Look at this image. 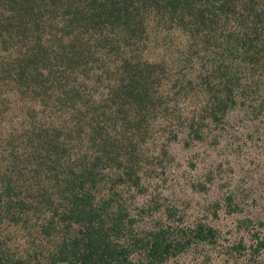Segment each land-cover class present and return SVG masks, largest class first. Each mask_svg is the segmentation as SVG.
Segmentation results:
<instances>
[{
	"label": "rangeland",
	"instance_id": "1",
	"mask_svg": "<svg viewBox=\"0 0 264 264\" xmlns=\"http://www.w3.org/2000/svg\"><path fill=\"white\" fill-rule=\"evenodd\" d=\"M253 1L264 4V0ZM249 3L183 0L181 4L176 0L173 8L163 9L162 1L159 7L146 8L136 42L126 46L132 45L137 56L134 61L140 66L145 61L156 64L134 79L129 73L137 66H126L130 71L125 72L119 58L118 63L106 68L104 64L115 56L110 54L109 44L95 36L105 33H96L75 43L91 45L78 46L82 50L79 60H84L87 71L69 67L68 63L77 58H54V74L44 68L43 82L37 84L38 73L31 72V82L36 85L23 93L18 75L3 73L6 63L2 62L28 60L25 49L32 42L21 38L24 34L20 33L17 41L12 40L16 45L11 54L0 47V158L5 159L0 176L7 170L6 160H16L18 167L26 164V174L32 155L48 158L55 155V149L60 150L61 163L71 157L77 172L84 162L100 171L98 184L91 186L95 200L109 202L111 210L127 209L126 239L130 234L144 238V243L154 235L176 239L178 254L157 264H263L264 247L255 252L252 244L264 238V5H257L262 12L259 18L246 19L243 13L247 14ZM222 4L226 6L220 7ZM5 10L11 15V7ZM56 31L59 39L62 30ZM237 39L235 44L241 48L232 57L233 63L224 60V44ZM56 43L63 44L60 40ZM86 51L92 53L90 57ZM130 81L148 96L138 100L130 96L136 92L128 86ZM244 86L251 100L242 104L240 90ZM229 87L234 90L236 103L225 107ZM37 89L39 95L35 96ZM254 90L260 91L257 94L261 98L250 93ZM39 123L49 127L48 132L43 130L49 134L44 138L37 135L38 128L31 130ZM64 123L62 132L54 130ZM95 130L100 131L101 139L94 136ZM91 137L97 139L92 141ZM45 139L50 140L46 147L39 143ZM106 139L114 141L113 151L118 152L111 155L117 157L114 161L111 153L106 156L112 151L111 143L105 151L101 148ZM38 144L42 149H37ZM14 162L7 174L18 168L13 167ZM32 169L24 182L29 188L19 183L28 192L31 185L37 187L35 178L40 175L35 165ZM59 173L67 174L68 167L60 166ZM53 190L55 199L48 203L42 198L41 203L32 204L30 194L26 196L32 208L23 216L30 218L29 226L34 224L31 228L23 227L24 219H12V210L3 211L0 240L7 243L1 251L13 258L26 259L31 254L35 264L52 263L49 251L61 246L66 232V223H62L56 232L52 227L49 234L44 233L55 209H62L66 202L56 193L57 186ZM41 224H45L43 229ZM199 224L212 226L216 235L191 241L192 230ZM72 232H79L78 225ZM36 240L43 251L39 258L34 253ZM239 243L245 248H238ZM145 252L135 251L132 256L136 261L145 259Z\"/></svg>",
	"mask_w": 264,
	"mask_h": 264
},
{
	"label": "trees",
	"instance_id": "2",
	"mask_svg": "<svg viewBox=\"0 0 264 264\" xmlns=\"http://www.w3.org/2000/svg\"><path fill=\"white\" fill-rule=\"evenodd\" d=\"M160 1H162V8L168 9L173 8L176 0H0V41L6 43L0 44L2 50L11 54L16 45L12 44V40L14 39L17 41L16 39H19L20 33L24 34L21 35V38L26 40L30 38L32 42V44H27V47L25 44V51L29 54L27 56L28 60L24 58L17 59L16 61L13 59L10 61L2 59V62L6 63L3 66V73L18 75L16 79L22 83L23 88L21 91L24 93V91H32L36 85L31 82V77H33L31 72L38 73L35 77L37 84L39 80L40 83L43 82L42 76L44 68L48 69V74H54V58H56V61H68L77 58L68 63L69 67H73V71L78 67L82 68V71H87L86 68L83 67V64H85V62H83L84 60L81 62L79 60L82 55V50L78 48V46L91 47V45L85 44L87 43L85 41L84 44L80 43V45L75 43L83 41L85 36L88 38L96 33H105L104 35L95 36L100 41H104L105 44H109L110 47L108 50L115 58L114 60L109 58L111 62L109 64L107 62L104 65H107L106 68L112 65L114 66L115 63H118L117 60L119 58L124 64L122 67L124 71L128 66H137L136 70H131V73H129V75H131L130 79H134L140 75V71L153 69L156 63L145 61L143 65L140 66L139 63L134 61L137 57L134 48H130L132 45L126 46V44H133L136 42L134 40L137 31L141 28L140 25L143 23L141 17H145L143 11L146 8L158 6ZM182 1L183 0H179L181 4ZM186 1L188 3L190 2V0ZM259 4H261V1L257 4L253 0H250L247 14L243 13L244 17L249 19L250 17L257 16V18H259V15L262 14V12L258 10L259 7L257 5ZM225 6L226 4H222L220 7ZM230 6L233 7L234 5L231 4ZM5 7H11V15L6 14ZM204 16L205 18H209L207 15ZM256 27L257 26H254L253 28ZM57 28L62 30L61 35L63 38L59 36V39H56V34H58L56 31ZM262 29H264V26ZM200 30L201 27H199L197 31ZM48 34L51 35L49 36ZM44 36L48 38L43 39ZM65 37H72V39L69 41L65 39ZM58 40L63 44H57L56 41ZM237 41L238 39L233 41L229 40L227 44H224L225 46L223 47L226 51V56L223 57L224 60L230 61L232 57L236 55L237 51H239L241 44H235L238 43ZM67 42H69V44H67ZM21 49L22 48H20V50ZM104 50V54H106L108 50L106 48H104ZM75 52L79 55H76ZM86 53L88 56L92 54L87 51ZM139 61L141 62L142 60ZM99 66H102V63H100ZM224 66L225 75L227 76L228 72L226 67H228V64ZM127 71L130 70L128 69L125 72ZM229 77L230 80L233 78L232 76ZM131 81L128 86H131L132 92L136 90V94L133 92L134 94H130V96H134L136 100L146 98L148 93L143 91L140 85L134 82L131 83ZM136 86H138L139 89L136 88ZM35 91V96L39 95V90L37 89ZM233 91L231 87L227 89L228 99L225 100V107L229 103L231 105L236 103L235 98H233L234 95L232 96ZM248 91L249 89L247 86H244L242 90H240V94L242 95L240 96V101L242 104L251 100V98L248 99ZM254 91L250 93H252V95L257 94V92L260 93V91ZM261 93H263L264 98V92ZM259 97L261 98V95L257 94L256 98ZM31 116V120H34L35 115L31 113ZM64 125L65 123L62 125L58 124V127L54 128V130L60 133L63 131ZM35 128L39 129L38 136L44 138L45 135H49L46 133L49 127H44L43 123L37 124L36 127L33 125L31 130ZM43 130L46 131L44 132L45 134ZM94 134V136H98L100 139L102 138L100 131L95 130ZM93 137H91L92 141L97 139ZM9 142L12 143L13 141ZM49 142L50 140L47 141L46 139L39 141L41 146L44 147H46L45 145ZM108 143H111L112 151L107 150L109 152L106 153V156H109L110 153V156L118 155L117 151H113V139H106L105 144L101 147L103 148L102 150L105 151L107 149ZM40 144H38V148L36 147L37 149H42ZM52 149L53 148L47 149L48 153L52 152ZM54 152L55 155L48 158L46 156H36L38 155L36 154L32 155L33 159L27 160V164L31 163V171L33 170L32 166L35 165V169L40 172V175H37V178H35V180L38 181L37 187L34 188L31 185L30 192L27 190L29 188V183L26 184L24 182H26V177H28L29 180L32 172L29 170V172L25 174L24 170L26 169V164L18 167V163L14 162L16 160H6L7 164H5V167L8 171L13 162V167L15 169L16 167L18 168L10 171L11 174H7L8 171L5 170L0 176V185L2 186V191H0V220L3 219V211L12 213V210V219H24L25 225L23 227L31 228L34 224L31 223L29 226L30 218L23 216V214L32 208L27 202L29 200L26 198L28 194H30L32 204L33 201L41 203L42 198L48 203V201L55 199V192H51L54 191V187L56 188L57 186L58 190L56 193L60 194L59 198L66 199L65 206L62 209H55L54 211V215L58 216V218L56 219L53 215L52 220L49 222L51 227L48 226L44 229V233L49 234L53 227L52 232L54 233L57 231V228L60 227L59 225L66 223V232L63 235L65 237L63 238L61 246H59L56 251H49V255L52 256L51 264H58L60 262H67L68 264H157L164 262L175 253L178 254L179 251L177 248H179V246H176V239H173V237L170 239L166 238L165 235L164 237L163 235H154L152 238H148V241L144 243V238L130 234L126 239L124 235L126 234L127 209L119 207V209L111 210L112 208H110L109 202L95 200L96 193L94 192V187L98 184L96 176L100 171L95 168L94 164L89 165L84 162L83 168L77 172L74 170V161L70 159L71 157H68L65 163L62 164L60 150L57 151L55 149ZM98 156L100 155L96 157ZM110 159L114 161L117 157L111 156ZM98 161H101L100 157ZM4 162L5 159L0 158V165ZM107 163L108 162L104 163V167L107 166ZM60 166L68 167V173L61 175L59 173ZM28 167L29 166H27V168ZM14 171H16L17 175L13 173ZM24 175L25 177L22 178ZM20 182L23 183V185H21L22 187L28 186L27 189H22L19 186ZM93 185L95 186L91 188ZM114 185L115 184L112 186L114 187ZM23 190L26 191L27 194H25ZM3 207H5V209H3ZM41 213H43V209ZM17 221L19 222V220ZM133 221L134 220L131 218L130 222L132 223ZM76 225L79 227V232L71 234ZM44 226L45 224H41L42 229ZM194 229L192 230V237L190 239L194 242L200 239L209 240L216 235L212 226L204 227L202 224H199ZM68 232L69 235H66ZM37 241L38 240L35 241L34 253L35 257L39 258L41 255L43 256V251L39 247ZM6 243V240H0V264H35L30 260L31 254H29V258L26 259L23 257L13 258L1 251V246ZM237 247L242 249L245 248V245L239 243ZM252 247L256 248L255 252H258L260 247H264V238L259 240L256 245L252 244ZM144 250L147 251L144 256L145 259L140 258L137 261L134 260L132 255L135 251L142 252ZM143 260L147 262L145 263ZM261 263L264 264V260Z\"/></svg>",
	"mask_w": 264,
	"mask_h": 264
}]
</instances>
